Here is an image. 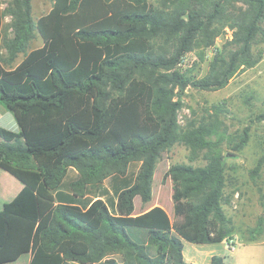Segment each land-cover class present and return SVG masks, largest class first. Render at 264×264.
<instances>
[{
  "label": "trees",
  "instance_id": "obj_1",
  "mask_svg": "<svg viewBox=\"0 0 264 264\" xmlns=\"http://www.w3.org/2000/svg\"><path fill=\"white\" fill-rule=\"evenodd\" d=\"M52 1L37 19L33 0L0 2V93L23 131L0 138V167L24 184L0 208V264L27 252L29 264H193L183 239L220 243L234 232L223 144L241 151L251 128L229 132L221 104L181 124L183 96L219 90L260 61L264 0ZM227 27L232 38L204 76L182 70L186 54L215 45ZM37 35L43 44L30 48ZM176 144L205 163L169 166L173 218L159 205L134 214L136 196L152 200L158 164ZM263 163L264 155L253 175ZM69 169L77 179L64 192ZM130 226L148 230L158 255ZM251 232L250 241L264 233V214Z\"/></svg>",
  "mask_w": 264,
  "mask_h": 264
},
{
  "label": "rangeland",
  "instance_id": "obj_2",
  "mask_svg": "<svg viewBox=\"0 0 264 264\" xmlns=\"http://www.w3.org/2000/svg\"><path fill=\"white\" fill-rule=\"evenodd\" d=\"M3 7L9 0H0ZM52 0H33V15L37 19L48 13L52 8ZM11 18L7 16V25ZM10 31H8L9 33ZM233 31L226 28L217 39L215 45L201 50H193L184 57L181 68L192 77L200 78L209 69V64L217 48L232 38ZM43 44L41 36L37 35L31 42L30 48ZM5 54V49H2ZM255 57L260 61L253 67H247L238 73L231 81L219 90H201L188 87L183 96L184 106L179 112L181 124L193 115L201 116L213 111L214 105L221 104L223 111L220 117L225 121L231 133L241 131L250 125L251 136L248 144L241 150L235 151L227 142L223 151L227 155V192L231 202L225 205V210L232 220L233 234L220 243H193L183 239L184 254L192 258L195 264H210L211 252L225 257L226 264H264V233L255 241L252 228L257 226L259 217L264 214V163L258 175H253L260 158L264 155V121L258 120L257 115L264 111V34L260 35L253 46ZM201 54L202 57L201 58ZM190 150L182 144H176L171 150L164 152L155 173V199L157 203L166 206L173 214L171 199V180L166 172L172 163L204 164L198 159L190 161ZM231 192V193H230ZM234 240L235 250L227 247V241ZM28 254L16 262L5 264H24ZM191 257V258H190Z\"/></svg>",
  "mask_w": 264,
  "mask_h": 264
},
{
  "label": "crops",
  "instance_id": "obj_3",
  "mask_svg": "<svg viewBox=\"0 0 264 264\" xmlns=\"http://www.w3.org/2000/svg\"><path fill=\"white\" fill-rule=\"evenodd\" d=\"M1 53L3 57H6L7 54H4L3 50H1ZM22 58H23V55L21 54L17 58V60L14 62V66L17 65L22 60ZM22 136H23V131H22L20 124L18 123L15 113L10 109L7 101L3 99L0 93V138L8 141V140H13L14 138L22 137ZM75 179H77V171L75 169H69L67 175L64 178L63 186L60 190L64 192H68L69 190H67L66 188H69L68 187L69 182ZM23 185L24 184L22 183V181L18 179L15 175H13L9 171L0 167V208L3 206L5 202L10 201L15 197L22 190ZM154 188H155V175H154V182H153L152 200L148 203H144L142 202L140 196H136L134 214H141L147 210H150L154 206L159 205V206H162L168 212L171 218H173L174 209H173V214H172V212H170V210L166 206L154 201L155 199ZM88 191L92 192V190H88ZM128 232L133 239L147 246L148 253L151 256L158 255V252H159L158 246L150 244L148 242V230L146 228L130 226L128 227ZM25 254H28L29 256L24 264H29L30 259H31L30 252L22 254L16 261H18ZM210 254L211 256L213 255L212 252ZM184 258L186 261L195 264L194 262L191 261L192 260L191 257H190L191 259H187V257H185V254H184ZM224 264H226V261Z\"/></svg>",
  "mask_w": 264,
  "mask_h": 264
},
{
  "label": "built area",
  "instance_id": "obj_4",
  "mask_svg": "<svg viewBox=\"0 0 264 264\" xmlns=\"http://www.w3.org/2000/svg\"><path fill=\"white\" fill-rule=\"evenodd\" d=\"M227 247H230L232 250H235L236 246L234 245V240L230 239L227 241Z\"/></svg>",
  "mask_w": 264,
  "mask_h": 264
},
{
  "label": "water",
  "instance_id": "obj_5",
  "mask_svg": "<svg viewBox=\"0 0 264 264\" xmlns=\"http://www.w3.org/2000/svg\"><path fill=\"white\" fill-rule=\"evenodd\" d=\"M188 17V16H187Z\"/></svg>",
  "mask_w": 264,
  "mask_h": 264
}]
</instances>
